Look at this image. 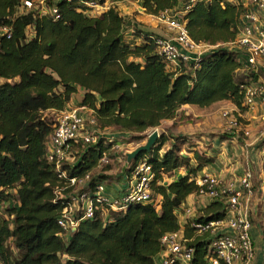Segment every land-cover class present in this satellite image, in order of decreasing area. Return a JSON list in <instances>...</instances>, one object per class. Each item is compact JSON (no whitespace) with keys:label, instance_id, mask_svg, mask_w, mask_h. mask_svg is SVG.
Segmentation results:
<instances>
[{"label":"trees","instance_id":"trees-1","mask_svg":"<svg viewBox=\"0 0 264 264\" xmlns=\"http://www.w3.org/2000/svg\"><path fill=\"white\" fill-rule=\"evenodd\" d=\"M24 1L0 0V28L12 33L0 43V264H156L161 238L180 230L192 239L191 264H207L210 239L191 225L222 220L226 211L211 201L202 216L181 224L179 212L198 191L194 178L214 161L203 152H183V137L163 150L168 138L162 133L150 152L129 164L125 159L127 177L142 159L151 167V202L121 213L100 206L73 234L58 226L70 200L57 198L64 179L46 155L57 113L79 90L80 105L92 112L99 132L125 131L138 142L165 121L185 119L186 105L229 102L244 111L242 86L263 82L256 72L243 71L241 52L224 45L236 41L249 5L197 2L180 19L188 37L197 45L223 46L172 69L157 52L156 40L163 37L137 27L126 35L125 18L113 6L90 16L79 12L74 0L60 2L54 20L33 10L19 12ZM188 1L142 0L141 6L155 18L183 10ZM112 145L104 138L95 146L77 144L75 163L62 167L66 179L90 175L81 191L94 192L108 179L102 174L111 166L99 164L110 158ZM187 145L189 151L192 144ZM97 169L102 174L94 176ZM178 171L185 174L174 178Z\"/></svg>","mask_w":264,"mask_h":264},{"label":"built area","instance_id":"built-area-1","mask_svg":"<svg viewBox=\"0 0 264 264\" xmlns=\"http://www.w3.org/2000/svg\"><path fill=\"white\" fill-rule=\"evenodd\" d=\"M70 1L72 0H26L21 3L19 12L33 10L39 17L51 16L58 20L60 15L57 4ZM74 1L80 5L79 12L95 16L110 8L113 0ZM206 1L208 0H189L183 10L165 11L154 18L174 33L172 38L156 40L157 52L167 62L168 68L175 69L181 63L196 62L206 49L220 47L195 44L188 37L184 24L180 21L197 2ZM11 36L10 28H0V43L3 38L10 39ZM231 45H234L244 57L243 71L256 72L258 64L264 62V0H249V8L242 16L240 33ZM242 88L245 109L254 111L259 107L260 116L264 119V83L249 84ZM222 117L227 119L228 128L240 127L236 117L229 111H223ZM97 132L99 131L94 126L92 116L84 118L76 110L69 108L57 113L46 159L57 172L58 178L64 179L56 189L57 198L70 200V204L62 210L57 219L58 226L65 233H71L81 221L92 219L100 206H105L108 213H121L133 204L152 201L153 171L144 159L137 162L131 175L127 177L128 186L116 195L107 192L104 184H99L94 192L81 191L90 175L66 179L62 170L63 165L75 163L77 144H81L82 147L95 146L100 139ZM244 135L247 136L248 132H244ZM260 155L264 161V141L260 145ZM108 162V157L104 156L99 166ZM251 178L250 171L244 172L233 181H223L208 173H202L194 178L198 188L194 196L216 200L222 203L226 211V216L222 220L195 222L191 225L197 235H205L210 239L207 264H252L254 245L249 205L254 192ZM78 189L79 192L76 193ZM65 190L71 192L63 195ZM185 212L190 213L189 210ZM160 242L162 251L156 264H191L195 249L190 245L192 239L185 238L182 230L165 234Z\"/></svg>","mask_w":264,"mask_h":264},{"label":"crops","instance_id":"crops-1","mask_svg":"<svg viewBox=\"0 0 264 264\" xmlns=\"http://www.w3.org/2000/svg\"><path fill=\"white\" fill-rule=\"evenodd\" d=\"M183 0H181L182 2ZM233 5H242L247 9L249 0H225ZM142 0H113L112 6L115 7L125 18L128 35L131 31L130 27L142 28L145 31L153 32L159 37L172 38L174 33L169 31L164 25L157 23L154 18L147 15L141 6ZM182 4V3H181ZM256 74L258 81L264 83V62H260L257 66ZM82 91H77L73 95L71 101L66 108L74 109L77 113L84 118H90L91 111L81 107L80 102L82 98ZM222 109V111H229L232 116H235L239 120V128L230 129L227 126V121L224 125V130H228V134L231 135L228 139L222 140L220 133L217 130L216 123L214 121V112L216 109ZM214 110V112H213ZM185 119L193 116L201 122L199 129L193 131H184L182 124H179L181 129L178 136L190 135L196 133V135H202V139L195 138L193 141L198 145H203V142L208 141L211 145L208 151H201L192 147V151L203 152L206 156L211 157L213 163L205 167L198 175L202 173H208L217 176L223 181H233L239 178L244 172L250 171L251 185L253 188L254 196L249 205L251 220L258 219V224L252 223V240L254 245L255 261L252 264H263L264 261V202L262 207H259L260 200L264 199V161L260 155V145L264 141V119L260 116V108H256L254 111H238L229 102H220L211 105L207 108H199L197 106L186 105L181 107ZM171 122V121H168ZM174 123V121H172ZM190 122V121H189ZM174 126V124H173ZM244 132H248L245 136ZM107 134L122 135L127 134L121 130H106ZM183 145L182 150L187 155H191V152L186 151L187 141ZM230 145V154L221 152L222 147L226 144ZM114 147L119 148L120 143H117ZM126 167H124L125 169ZM185 173L183 172L182 175ZM180 175V176H182ZM179 177V176H178ZM115 182L106 184L107 192L112 195L121 193L126 186H128V179L126 173L123 172L115 176ZM105 183V182H104ZM262 193V194H261ZM261 197V198H260ZM206 203L208 205L211 200L205 197L190 196L186 199L182 210L179 212L181 215V223L185 224V216L188 217V213L185 210L191 211L192 208H197L199 203ZM192 206V207H191ZM261 206V205H260ZM192 214V213H191ZM258 225L260 227H258Z\"/></svg>","mask_w":264,"mask_h":264},{"label":"rangeland","instance_id":"rangeland-1","mask_svg":"<svg viewBox=\"0 0 264 264\" xmlns=\"http://www.w3.org/2000/svg\"><path fill=\"white\" fill-rule=\"evenodd\" d=\"M154 20L157 23H159L156 19H154ZM220 46H223V45H220ZM224 46L227 49H230V50L236 49V47L234 45H231V44L224 45ZM209 50L210 49H206L205 52H207ZM2 82H3V80H0V83H2ZM80 91H82V90H80ZM83 94H84V92L82 93V97H83ZM81 100H82V98H81ZM213 112H214V110H213ZM222 112H223L222 109H220V108L219 109H216L215 112H214L213 117H214V121H215L216 126H217V130L220 133V138L222 140H224V139H228L229 137H231V135L228 134V132H229L228 130H224V125H225L227 119H225V118L222 117ZM49 116H51V115H49ZM197 118L196 117L194 118L193 116H190L187 119L174 121V123L172 121L171 122L165 121V122H163L161 124V126L159 128H157V129H151L148 132H146L145 135H146V137H148L149 134L153 130H157V132H158L159 135L163 133L164 136L166 138H168V140L166 142V145L163 147V150H166L168 147L171 146V144L175 140L174 138H176V137H183V139H184L183 142H186L187 141L188 144H192L191 149H192V147L193 148H197L198 147L197 148L198 150L208 151L210 149V147H211V145H210V143L208 141L203 142V145H198V144H196L193 141L195 138L202 139V135H198L197 136L196 133H191L190 135L178 136V133L181 130L179 128L178 123L179 124H182V129L184 131H189V130L193 131L195 129H199L200 126H201V122H199V120ZM236 119L239 122L238 118H236ZM173 124H174V126H173ZM97 136L100 137V138H104L107 142L113 144L112 147H111V150L108 152L109 157H110V158H108V161H109L108 164H109V166H111V171L109 173L102 174V172H100V170L97 169V171L93 172L92 174H94V176H98L99 174H102L104 176H108V179L105 181L104 185H106V184H109L110 185L112 181H113V183L116 181L115 180V176H117L120 173H122L123 170L125 172L124 167H126V163H125V159H126L125 157H126V155L128 153L134 151L138 146L143 145L146 142L147 138L144 141L138 142V141H134L131 138L130 133L122 134V135H113V134H107V133H104L103 134L102 132H97ZM222 136H225V138L224 137L222 138ZM109 139L112 140V141L111 142L108 141ZM117 143H120V147L119 148L114 147L115 145H117ZM191 149H189V152L192 151ZM222 151L230 154V152H231L230 151V145L227 143L224 147H222L221 152ZM183 172L184 171H178V172H176L175 175H174V178L182 175ZM78 192H79V189L76 190V193H78ZM263 202H264V199L260 200V205L261 206L259 205V207H262ZM205 204L206 203H203L202 202V203H199V205H196V206H198L197 208L196 207L195 208H192V210L190 211V213H188V215H187L188 217L185 216V222H190L191 220L196 219V218L202 216L203 213H204L203 212V209H204L205 206H207ZM180 216L181 215L179 214V218H180V221H181L182 219H181ZM251 222L252 223H255L257 225L258 224L257 223L258 222V219L254 220V222H253V220H251ZM258 227H260V226L258 225ZM11 250H12V248H11ZM254 261H255V255H254V258H253V262Z\"/></svg>","mask_w":264,"mask_h":264},{"label":"water","instance_id":"water-1","mask_svg":"<svg viewBox=\"0 0 264 264\" xmlns=\"http://www.w3.org/2000/svg\"><path fill=\"white\" fill-rule=\"evenodd\" d=\"M158 138H159V134H158L157 130H153L149 134L146 142L143 145L138 146L134 151H132L126 155L127 163L129 164L132 160H135L140 154L150 152L152 147L155 145ZM75 231H76V229H72L71 234H73Z\"/></svg>","mask_w":264,"mask_h":264}]
</instances>
